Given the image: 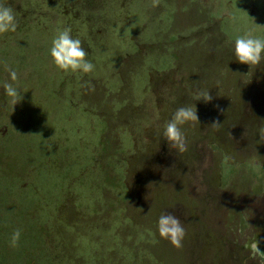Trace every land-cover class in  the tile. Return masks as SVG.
<instances>
[{
    "label": "rangeland",
    "instance_id": "rangeland-1",
    "mask_svg": "<svg viewBox=\"0 0 264 264\" xmlns=\"http://www.w3.org/2000/svg\"><path fill=\"white\" fill-rule=\"evenodd\" d=\"M0 3L17 21L0 35V173L14 170L0 235L22 230L18 247L0 242V264H68L84 241L93 255L110 247L105 262L116 264H264L244 247L257 239L264 252V60L234 58L238 37L264 38V0ZM65 28L94 72L55 67L52 40ZM197 91L213 100L195 101ZM194 104L199 123L182 127L181 154L164 125ZM14 126L10 141L23 144L5 150ZM168 212L186 231L180 249L157 230Z\"/></svg>",
    "mask_w": 264,
    "mask_h": 264
},
{
    "label": "clouds",
    "instance_id": "clouds-1",
    "mask_svg": "<svg viewBox=\"0 0 264 264\" xmlns=\"http://www.w3.org/2000/svg\"><path fill=\"white\" fill-rule=\"evenodd\" d=\"M160 0H151L153 8L159 6ZM17 29L16 15L11 7L0 3V35L15 32ZM50 55L55 67L65 73H83L88 74L95 71L96 66L87 59L88 53L82 47L79 38H73L71 29L65 28L58 30L52 40ZM234 58L240 64L250 67H257L264 60V38L254 36L251 32L238 37L234 42ZM12 81L17 80V73L9 69ZM7 96L13 98V103L17 104L20 100V93L11 83L4 85ZM195 101L209 103L213 100L210 91H197L193 96ZM216 107H219L218 105ZM223 111V110H222ZM199 123L197 109L194 105L181 106L173 113L170 120L164 125L163 138L167 145L178 153H185L188 150L186 137L182 127L189 122ZM222 123L214 121L211 125L213 129L219 130ZM258 142H264V126L258 130ZM143 210V209H141ZM157 230L161 239L168 241L176 249L183 247V241L186 236L185 228L181 220L171 212L162 213L158 219ZM21 229L17 228L12 233L9 246L18 247L21 237ZM259 241L253 239L244 244V247L255 256L264 257L258 247Z\"/></svg>",
    "mask_w": 264,
    "mask_h": 264
},
{
    "label": "trees",
    "instance_id": "trees-1",
    "mask_svg": "<svg viewBox=\"0 0 264 264\" xmlns=\"http://www.w3.org/2000/svg\"><path fill=\"white\" fill-rule=\"evenodd\" d=\"M40 2H43V0H39ZM29 70H30V72L32 71V68H29ZM32 78V77H31ZM16 113V115H15V117H17V118H19V119H23V120H25V111L23 112V111H16L15 112ZM1 126H3V124L1 125ZM32 126V124L30 125V127ZM14 128H15V126L13 127V128H7L8 129V131H7V133H9V136H7V138H6V140H4V142H5V144H4V146H5V150L7 149V148H9V147H11V146H14V142H16V141H10L11 140V137L14 135V136H16L17 135V131L19 130V128H15V129H17V131L16 130H14ZM31 129H35V127H31ZM21 138L22 137H20L19 139V141H22L21 142V144H18L19 145V147H20V145H22L23 144V140H21ZM3 139V138H2ZM18 142V141H17ZM17 145V146H18ZM17 146H14L13 148H12V150L15 148L16 149V147ZM21 151V148H19L18 149V152H20ZM19 155H20V153H19ZM25 159V158H24ZM11 162V161H10ZM9 162V163H10ZM11 163H13V162H11ZM14 173V170H8V171H3V172H1L0 173V193L2 192V193H4L5 192V190H6V188L8 189V187H7V185L9 184V179L11 178V175ZM30 188V187H29ZM1 197V196H0ZM30 203V202H29ZM1 204H2V201H0V208H1ZM1 221V220H0ZM147 232V231H146ZM148 235H150V237H152V235H151V232L149 231V232H147V236ZM9 238H10V236H8L7 237V235H5V236H1L0 235V242H6V241H8L9 242ZM81 246H82V248H84V249H89V247H88V244H87V242L86 241H84V242H82V244H81ZM81 248V252L79 251V252H74V251H70V249L68 250V257L67 258H69V259H67V262H68V264H116L117 262H115L114 260H112V258L111 257H109V259L105 262V259H106V255H105V253H109V255L111 254V248L110 247H107V248H100L99 249V252L97 253V254H95V255H93V253L91 252L90 253V251L89 250H84V249H82ZM103 250H104V252H103ZM92 254V255H91ZM2 258H5L4 256H2V257H0V260L2 259Z\"/></svg>",
    "mask_w": 264,
    "mask_h": 264
}]
</instances>
